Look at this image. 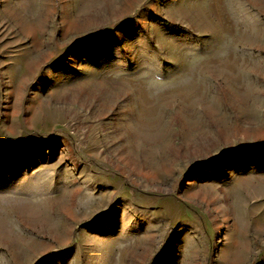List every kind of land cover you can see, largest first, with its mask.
<instances>
[{"label":"rangeland","instance_id":"obj_1","mask_svg":"<svg viewBox=\"0 0 264 264\" xmlns=\"http://www.w3.org/2000/svg\"><path fill=\"white\" fill-rule=\"evenodd\" d=\"M0 264H264V0H0Z\"/></svg>","mask_w":264,"mask_h":264}]
</instances>
